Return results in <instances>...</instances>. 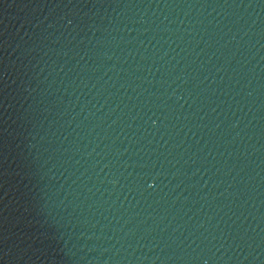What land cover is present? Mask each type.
I'll list each match as a JSON object with an SVG mask.
<instances>
[{"label":"water","instance_id":"95a60500","mask_svg":"<svg viewBox=\"0 0 264 264\" xmlns=\"http://www.w3.org/2000/svg\"><path fill=\"white\" fill-rule=\"evenodd\" d=\"M0 264H264V0H0Z\"/></svg>","mask_w":264,"mask_h":264},{"label":"clouds","instance_id":"9594fccd","mask_svg":"<svg viewBox=\"0 0 264 264\" xmlns=\"http://www.w3.org/2000/svg\"><path fill=\"white\" fill-rule=\"evenodd\" d=\"M152 185L151 184H149V187H151Z\"/></svg>","mask_w":264,"mask_h":264}]
</instances>
